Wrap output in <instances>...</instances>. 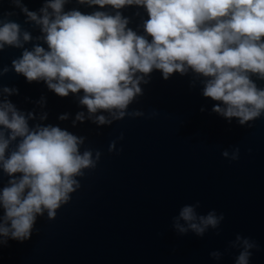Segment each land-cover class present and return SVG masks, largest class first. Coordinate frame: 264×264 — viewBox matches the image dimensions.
Segmentation results:
<instances>
[{
    "label": "water",
    "instance_id": "water-1",
    "mask_svg": "<svg viewBox=\"0 0 264 264\" xmlns=\"http://www.w3.org/2000/svg\"><path fill=\"white\" fill-rule=\"evenodd\" d=\"M23 2L38 11L44 0ZM72 8L96 10L77 0L65 5V10ZM104 10L116 11L111 6ZM120 11L129 18L128 27L143 34L145 10L126 6ZM8 12L13 15L7 18L33 37L25 48L43 44L35 39L42 35L39 27L26 23L12 0H0V13ZM23 50L5 46L0 51V72L10 69L0 75V99L11 100L25 114L34 112L30 126L67 129L85 137L82 152L91 149L95 157L99 150L102 155L95 168L78 177L81 187L54 219L45 212L37 217L30 239L9 238L0 245V264H235L240 249L230 247V242L237 234L258 245L252 249L250 264H264V115L245 125L237 118L229 122L212 111L217 102L202 95L203 85L194 74L175 73L165 80L154 70L150 83L141 84L143 94L128 109L144 116L97 125L78 103L77 94L61 97L44 81L29 83L12 69V61ZM257 83L264 87V81ZM5 86L18 89V94L3 93ZM78 112L85 119L73 126ZM42 113H47L46 120L40 119ZM65 113L68 119H59ZM100 114L111 119L106 112L96 115ZM113 140L115 150L109 151ZM237 147L238 160L222 155L224 150L231 155ZM7 180L0 169V187ZM197 201L199 214L215 210L217 215L223 213L224 220L203 237L191 231L178 234L173 218L184 205ZM213 251L223 256L217 260L210 255Z\"/></svg>",
    "mask_w": 264,
    "mask_h": 264
},
{
    "label": "clouds",
    "instance_id": "clouds-1",
    "mask_svg": "<svg viewBox=\"0 0 264 264\" xmlns=\"http://www.w3.org/2000/svg\"><path fill=\"white\" fill-rule=\"evenodd\" d=\"M69 2L44 0L33 11L23 0H12L25 22L39 27L42 35L35 39L43 44L25 48L33 40L31 33L7 18L12 12L0 13V51L5 46L23 48L12 69L29 83L44 81L61 97L77 94L93 123L110 125L126 116H144L128 109L143 94L141 84L150 83L154 70L165 80L175 73L194 74L203 85L202 95L217 102L212 111L229 122L237 118L245 125L264 115V87L257 83L264 81V0H77L96 9L89 13L65 10ZM108 6L114 14L104 10ZM126 6L142 7L147 13L143 34L128 27L129 18L120 11ZM9 70L5 67L0 75ZM18 91L2 88L8 95ZM30 119H35L34 112L25 114L11 100L0 99V169L8 177L0 187V245L9 238L30 239L37 217L45 212L54 219L81 187L78 177L95 168L102 155L99 150L95 157L91 149L81 151L85 137L51 124L32 127ZM40 119L46 120L47 113ZM59 119H68V114ZM84 119L78 112L73 126ZM123 138L121 133L119 139ZM115 146L113 140L109 151ZM222 155L238 160L240 149L231 155L224 150ZM198 207L199 201L186 204L173 218L178 234L191 231L203 237L209 228H219L223 213L199 214ZM230 247L240 249L235 264H250L258 245L237 234ZM210 255L219 260L223 253Z\"/></svg>",
    "mask_w": 264,
    "mask_h": 264
}]
</instances>
